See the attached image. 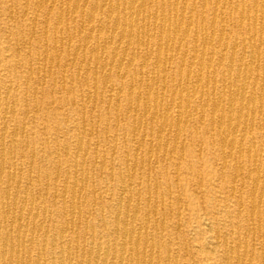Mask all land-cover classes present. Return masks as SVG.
I'll return each mask as SVG.
<instances>
[{
    "label": "rangeland",
    "instance_id": "obj_1",
    "mask_svg": "<svg viewBox=\"0 0 264 264\" xmlns=\"http://www.w3.org/2000/svg\"><path fill=\"white\" fill-rule=\"evenodd\" d=\"M65 1L0 0V134L6 132V146L11 138L15 139L14 147L5 152L1 167L7 170L12 163L16 182L9 187L10 190L5 181L0 183V198L4 195L3 189L10 193V200L0 199V208L18 217L16 222L21 226L25 225L26 242L30 236L38 241L42 238V234L36 232L42 222L48 231L46 239L49 242L61 229H66L62 234L63 242L73 246L72 251L76 253L74 240L77 239L79 242L87 240L86 248L91 246L92 250L97 243L117 249L120 242L113 235L114 220L122 221L128 215L129 218L133 216L132 210H117L128 203L136 208L134 215L137 216L124 226L137 238L139 253L135 255L134 247H129L125 263L264 264V0L258 2H261V9L254 7L255 0H229L231 7L223 5V0L180 3L177 21L171 25V29H177L173 40L175 44L180 43L179 48L175 47L165 55L168 62L163 67L167 81L157 83L151 93L163 95L158 106L169 111L170 117L175 118L179 105L182 110L186 109V114L179 127L176 122L161 127L157 121L153 130L149 128L150 118L145 116L141 120L145 125L138 134L133 132L136 121L128 111L142 105L135 99L138 90H133V86L155 71L152 61L144 57V48L132 45L126 49L114 41L105 57L106 60L111 58L113 52L123 55L126 61L120 71L116 67L102 71L92 61L71 63L74 53L104 51L101 44L84 39L81 33L93 28L96 32L107 9L102 6L103 0H85L86 4L75 12L74 0ZM216 2L218 12H212V8L218 5ZM147 6L150 13L157 11L156 3L148 2ZM241 7L245 11L242 16ZM92 10L95 20L88 22L86 19ZM244 16L247 18L242 22ZM249 16L258 20L255 26L252 20H248ZM58 18L62 19L63 25L56 26ZM213 18L224 20L225 26L212 27L210 21ZM146 23L142 24L145 29H153V25ZM186 25L189 29L185 33L183 28ZM200 26L206 29L205 32ZM132 34L134 39L138 36L145 38L151 51L155 50L157 35L142 36L136 30ZM220 34L225 36L223 42H218ZM206 40L211 42L204 52L202 45ZM254 46L258 74L249 72L252 80L247 93L251 98L248 96L249 100L232 106L223 102L212 113L213 107L208 100L219 98L226 91L225 66L231 62L250 66L249 53ZM201 55H204L205 62L212 63V68L208 73L202 70L199 76L196 69H199ZM141 67L144 70L139 74ZM195 74L199 76L200 85L192 88ZM87 75L97 76V83ZM155 77L160 78L161 74L156 72ZM178 83L188 87V102L181 101L180 94L173 95ZM129 92L134 93L132 102L127 99ZM250 92L255 93L254 97ZM89 94L96 95L95 99L89 100ZM150 106L154 104L150 103ZM246 109L249 117L245 114ZM228 110L234 118L245 115L248 124L244 130L243 126L234 129L237 144L233 150L219 139L213 119V115L227 114ZM115 113L117 119L113 118ZM78 139L82 146L80 150L76 149ZM138 142L144 143L139 147ZM73 184L80 186L75 197L78 196L81 205H85L70 213L73 199L63 189ZM21 205H32L37 217L19 213ZM254 210L258 215H254ZM10 222V218L7 222L0 219V229H10ZM91 237L96 244H89ZM11 239V245L15 246V238Z\"/></svg>",
    "mask_w": 264,
    "mask_h": 264
},
{
    "label": "bare ground",
    "instance_id": "obj_2",
    "mask_svg": "<svg viewBox=\"0 0 264 264\" xmlns=\"http://www.w3.org/2000/svg\"><path fill=\"white\" fill-rule=\"evenodd\" d=\"M43 1V0H42ZM67 1V0H66ZM65 1V2H66ZM154 2L157 4V11L155 9L156 12H154L153 14L149 12V10L147 9V3L150 2L151 3ZM186 0H173V2H171L170 0H103L102 1V6L105 7L107 9V14L104 15L105 18L101 19L99 21V25H98V30H96V32H94V28L91 30H87V32L84 34L83 32L81 33V35L83 36L84 39H93L95 40L97 43L101 44V48L104 51H100V50H96L94 52H89V53H74V55H72V59H70L71 63H75L77 61H80V63L85 62V61H92L95 62L102 71H105L106 69L109 68V71L111 70L110 67H116L119 69H121L123 62L126 61V59L124 58V56H118L116 55L115 52H113L114 55H112L111 58L106 60V51L109 49L108 47L113 44L114 41H117L118 44L121 47L124 48H129L130 46H135V47H142L144 48V50L146 51V55L144 57H146V60L152 61L153 66L155 67V71L153 73H151V76L146 77L145 80L140 79L136 85L133 86V90L136 88L138 90V94L136 96L135 99H137L136 101L141 103L142 105H137L136 107L132 108L130 106L131 102L134 100L133 99V92H129L127 99H129L131 102L130 104H128L131 109L130 111H128L129 114H131L132 120H134V122L136 121V125H134V129L133 132L134 134H138L139 131H141V129H143L144 125H142V118L145 116L149 117L151 121L149 128L153 130V127L155 125V123H157V121H160V125L162 126H169L170 124L173 123H177V126L179 127L181 121H183V118L185 116V111L186 109L182 110V107L179 105L177 107V111L175 112V118L170 117L168 115V112L166 111V109L159 107L158 104H160V101L162 100V96L163 95H158V94H152L151 93V89H154L155 85L159 82L165 83L166 80V75L167 73L165 72L164 68V63L168 62V58L165 56L169 51H173L175 47L179 48V42L175 44L174 42V36L173 34L177 33V29L174 28L171 29V25L173 26L176 23V18H177V11L179 8L180 3L184 2ZM221 1V0H220ZM260 0H255L254 1V7L255 8H260L261 7V2L260 4L258 3ZM96 2V1H95ZM204 2V1H203ZM202 2V3H203ZM215 2V1H214ZM217 3V2H216ZM223 5H226L227 7H231L229 6V0H223ZM236 3V2H235ZM234 3V4H235ZM86 4L85 0H74V10L75 12H77L80 6H84ZM184 4V3H182ZM218 4V3H217ZM241 4V2H240ZM243 4V3H242ZM40 5V4H39ZM42 5V4H41ZM55 5V4H54ZM62 5V4H61ZM66 5V4H65ZM96 5V3H95ZM237 5V4H235ZM234 5V6H235ZM67 6V5H66ZM73 6V5H72ZM156 6V5H155ZM218 5H215L212 8V12H218ZM242 6V5H241ZM91 7V6H90ZM183 7V6H182ZM263 7V6H262ZM55 8V7H54ZM187 8V7H186ZM185 8V9H186ZM73 9V8H72ZM182 9V8H181ZM180 9V10H181ZM203 9V8H202ZM248 9V8H247ZM261 9V8H260ZM66 10V9H65ZM74 10L72 11L73 13ZM77 10V11H76ZM82 10V9H81ZM95 10V9H94ZM221 10V8H220ZM230 10V8H229ZM235 10V7H234ZM93 11V10H92ZM182 11V10H181ZM233 11V10H231ZM230 11V12H231ZM250 11V10H249ZM68 12V9H67ZM89 12V11H88ZM113 12H115V16H113ZM241 12L242 15H245V11L242 9L241 7ZM247 12V11H246ZM64 13V12H63ZM71 13V14H73ZM85 13V12H84ZM101 13V12H100ZM181 13V12H180ZM261 13V12H260ZM263 13V12H262ZM77 14V13H76ZM183 14V13H182ZM215 16V13H213ZM247 14V13H246ZM250 14V13H249ZM74 15V14H73ZM179 15V14H178ZM223 15V14H222ZM262 15V14H261ZM64 16V15H62ZM67 16V15H66ZM231 16V15H230ZM252 17V18H251ZM249 16L248 20H252V24H254V26L256 25L255 22L258 21L255 17L253 16ZM242 18V22L244 21V19L247 18V16L245 17H241ZM260 18V17H259ZM262 18V17H261ZM260 18V19H261ZM142 19V21H141ZM189 19V18H188ZM259 19V20H260ZM66 20V19H65ZM88 20V22H93V20H95V16H94V11L91 12L88 16V19H86V21ZM147 22L150 23L151 25H153V29L149 30V29H145L142 24L143 22ZM247 21V20H246ZM262 20H260L259 22H261ZM87 22V23H88ZM105 22V23H104ZM146 23V25H147ZM183 23V20H182ZM192 23V22H191ZM211 26L215 27L216 25L219 27H224L225 26V21L224 20H219L217 21L215 18H213L211 21ZM241 23V22H240ZM247 23V22H246ZM66 24V22H65ZM82 24V23H80ZM89 24V23H88ZM86 24V25H88ZM179 24V23H178ZM251 24V25H252ZM57 25H63L62 24V19L58 18L56 19V26ZM92 25V24H91ZM149 25V24H148ZM177 26V25H176ZM197 26V25H196ZM205 26V25H204ZM253 26V25H252ZM61 27V26H60ZM66 27V26H65ZM201 27V26H200ZM260 27V25H259ZM189 29V25H186L183 28V32H188ZM202 31L206 30V29H202V27L200 28ZM211 29V28H210ZM86 30V29H85ZM136 30V33L138 35H142V36H151V35H157L158 36V40L155 46V50L151 51V48L149 46V44L144 40L145 38L138 36L136 37V39H134L135 37H133V31ZM214 30V29H213ZM255 30V29H254ZM260 30V29H259ZM107 31V32H106ZM195 31V30H194ZM205 32V31H204ZM261 33V32H260ZM94 34V35H93ZM188 35V34H187ZM261 34H259L258 36H260ZM202 36V34H201ZM206 36V35H205ZM253 36H255L253 34ZM187 37V36H186ZM208 37V36H206ZM224 35L220 34L218 35V42H223L224 40ZM227 37V36H226ZM183 38V37H182ZM185 38V37H184ZM203 38V37H202ZM201 38V39H202ZM149 39V38H147ZM205 39V38H204ZM203 39V40H204ZM256 39V38H255ZM260 39V38H259ZM88 40V41H89ZM184 41V39H182ZM87 41V43H88ZM209 41V42H208ZM206 40L205 41V45H202V47L204 46V52L207 48V46H210V40ZM84 42V41H83ZM82 42V43H83ZM187 42V41H186ZM251 43V41H250ZM253 43V42H252ZM79 44V43H78ZM153 44V43H152ZM209 44V45H208ZM249 44V42H248ZM256 44V42H255ZM254 44V45H255ZM261 44V43H260ZM259 44V45H260ZM88 45V44H87ZM253 45V44H251ZM85 46V44H84ZM96 46V45H95ZM116 46V44H115ZM152 46V45H151ZM256 46V45H255ZM254 46V48H255ZM83 47V46H82ZM97 47V46H96ZM196 47V46H195ZM258 47V46H257ZM194 48V47H193ZM234 48V47H233ZM238 48V47H237ZM253 47H251V51L249 54H251V59L252 61H250V66H245V64L243 65L241 62L238 65H234L233 62L229 63L227 66H225L226 68V72L227 75L225 77V79L227 80V85H225V89L226 91H223L224 93L221 95L219 98H213L212 100H208L209 103L212 105L213 107V111L212 113L216 110H218L221 106L223 102H226L230 104V106H232L234 103L236 102H243L245 100H249L251 97L250 95H248L247 93V86L249 85V83L252 80L251 75L249 74V72L251 71H255V73H257V67L255 66V61H254V55H255V50ZM96 49V48H95ZM197 49V48H196ZM209 49V48H208ZM227 49V48H226ZM232 49V48H231ZM243 49V46H242ZM92 50V49H91ZM113 50V49H112ZM130 50V49H129ZM137 50V49H136ZM178 50V49H177ZM176 50V51H177ZM225 50V49H224ZM121 51H125V50H121ZM236 51V50H234ZM233 51V54H234ZM244 51V50H243ZM258 51V50H257ZM194 52V51H193ZM127 54V52H125ZM132 53V52H131ZM138 53V52H137ZM170 53V52H169ZM198 53V52H197ZM202 53V52H201ZM213 53V52H211ZM222 53V52H221ZM244 53V52H243ZM247 53V52H246ZM123 54V53H122ZM125 54V56H126ZM215 54V53H214ZM223 54V53H222ZM232 54V56H234ZM120 55V54H119ZM240 55V54H239ZM258 56V54H256ZM133 56V55H132ZM139 56V55H138ZM137 56V58H138ZM256 56V58H257ZM131 57V54L129 56V59ZM186 57V56H185ZM192 57V56H191ZM243 57V56H242ZM245 57V56H244ZM250 57V56H249ZM259 57V56H258ZM191 59V58H190ZM210 59V58H209ZM239 59V58H238ZM244 59V58H243ZM135 60V59H134ZM133 60V61H134ZM144 60V59H143ZM145 60V61H146ZM211 60V59H210ZM132 61V60H131ZM192 61V60H191ZM212 61V60H211ZM130 62V60H128V63ZM148 62V61H147ZM213 62V61H212ZM239 62V61H238ZM244 62V61H243ZM90 63V62H89ZM131 63V62H130ZM129 63L130 67L132 66ZM193 63V62H192ZM258 63V62H256ZM170 64V63H169ZM264 64V63H263ZM80 65V64H79ZM127 65V64H126ZM148 65V64H147ZM183 65V63H182ZM128 66V65H127ZM141 66V64L139 65V67ZM189 66V64L187 65V67ZM70 67V66H69ZM138 67V68H139ZM192 67V65H191ZM198 75H201V71L205 70L207 71V73L209 72V70H211L212 68V63H210L209 61L205 62V58L204 55H201L199 63H198ZM129 68V67H128ZM141 70L139 71V74H142V70L143 67L140 68ZM262 69V67H261ZM108 71V70H107ZM118 71V72H119ZM134 71V70H133ZM137 71V70H136ZM152 71V70H151ZM159 71V72H158ZM263 71V69H262ZM147 72V71H146ZM160 73L161 77L160 78H156L155 74ZM184 72V71H182ZM193 72V71H192ZM250 72V73H251ZM264 72V71H263ZM117 73V72H116ZM134 73V72H133ZM187 73V72H186ZM93 74V73H92ZM109 74V73H108ZM138 74V75H139ZM170 74V73H169ZM253 74V73H251ZM258 74V73H257ZM84 75V74H83ZM188 75V74H187ZM191 75V74H190ZM195 74V77L193 79V84H192V88L198 87L200 85V79L199 76ZM90 75H87V77H89ZM110 76V74H109ZM107 75V77H109ZM140 76V75H139ZM194 76V75H193ZM106 77V78H107ZM119 77V75H118ZM117 77V78H118ZM135 77V76H134ZM190 77V76H189ZM214 77V76H213ZM64 78V77H63ZM93 83H97V76H90L89 78ZM104 79V78H103ZM108 79V78H107ZM110 79V78H109ZM189 79V78H188ZM136 80V78H135ZM187 80V78H186ZM192 80V79H191ZM180 81V80H179ZM110 82V81H109ZM184 82V81H183ZM210 82V81H208ZM215 82V81H214ZM213 82V83H214ZM92 83V84H93ZM103 83V82H102ZM180 83V82H179ZM178 83V84H179ZM186 83V81H185ZM202 83V82H201ZM264 84V83H263ZM262 84V85H263ZM106 85V84H105ZM133 85V84H132ZM188 85V84H187ZM124 86V85H123ZM157 86V85H156ZM211 86V85H210ZM253 86V85H252ZM251 86V87H252ZM94 87V86H93ZM112 87V86H111ZM110 87V88H111ZM129 87V86H128ZM166 87V86H165ZM9 88V87H8ZM131 88V87H130ZM129 88V89H130ZM174 88V87H173ZM11 89V88H9ZM175 89V88H174ZM255 89V87L253 88ZM262 89V88H261ZM132 90V91H133ZM156 90V89H155ZM188 87L186 86V84L182 85L179 84V86H176V89L174 90V94H180L182 95V97H180V100L182 101V99L184 101H189L190 99V94L188 92ZM251 90V89H250ZM5 91V89H4ZM6 91H8V89H6ZM173 91V90H172ZM193 91V90H192ZM252 91V90H251ZM254 91V90H253ZM95 92V91H93ZM163 92V91H162ZM161 90L160 93L162 94ZM212 92V91H211ZM261 92V91H260ZM90 93V92H89ZM109 93V92H108ZM159 93V94H160ZM252 92H250L251 94ZM263 93V90L261 92V94ZM6 94V93H5ZM95 94V93H94ZM255 93H252V95ZM120 95V94H119ZM96 95H92L89 94L88 99L92 100L95 99ZM184 96V98H183ZM250 98H247V97ZM254 97V95H253ZM263 97V96H262ZM5 98V97H4ZM102 98V97H101ZM100 98V99H101ZM116 98V97H115ZM179 98V97H178ZM260 99V98H259ZM117 101V100H116ZM6 102V101H5ZM1 103V102H0ZM110 103V102H109ZM116 103V102H115ZM150 103H153L154 106H150ZM95 104V103H94ZM178 104V103H177ZM176 104V105H177ZM181 104V103H179ZM253 104V102H252ZM117 105V104H115ZM167 105V103H166ZM165 105V106H166ZM95 106V105H94ZM119 106V104H118ZM206 106V105H205ZM253 106V105H252ZM186 107V106H185ZM166 108V107H165ZM170 108V107H169ZM207 108V107H206ZM245 108V107H244ZM253 108V107H252ZM6 109V108H5ZM229 109V108H228ZM248 109V108H247ZM246 109V110H247ZM118 110V109H117ZM231 110V109H230ZM228 110L227 114H215L214 116V122L217 125V129H216V133L219 137V139L227 146H229V150L232 149L233 147H235V145L237 144L236 140H235V136L233 137V132L234 129L239 128L240 126H243V130L245 128H247L248 124H247V120H246V116L245 115H240L237 118L232 117L231 111ZM245 110V109H244ZM261 110V109H260ZM227 111V110H226ZM248 111V112H247ZM246 111V115H249V110ZM167 112V113H166ZM260 112V111H259ZM215 113V112H214ZM239 113V112H238ZM84 116V115H83ZM187 116V115H186ZM260 116V115H259ZM12 117V116H11ZM121 117V116H120ZM249 117V116H248ZM253 117V116H252ZM114 119L118 118V114L115 113L113 115ZM187 118V117H186ZM123 119V118H122ZM176 119V120H175ZM140 121V122H139ZM146 121V120H145ZM253 121V118H252ZM4 122V121H3ZM91 122V121H90ZM97 124V123H96ZM251 123H249L250 125ZM186 125V124H185ZM173 126V125H172ZM176 126V125H175ZM181 126V125H180ZM245 126V128H244ZM159 127V126H158ZM85 128V127H84ZM184 128V127H183ZM2 129V128H1ZM6 129V128H5ZM83 129V128H82ZM145 129V128H144ZM149 129V130H150ZM170 129V128H169ZM242 129V128H240ZM250 129V128H249ZM248 129V130H249ZM164 130V129H163ZM171 130V129H170ZM4 131V130H3ZM1 132V131H0ZM85 132V131H84ZM249 132V131H248ZM163 133V132H162ZM11 134V133H10ZM82 134V133H81ZM91 134V133H90ZM133 134V135H134ZM5 135L6 132L4 131V133L0 134V183L2 181H5L6 183V187L8 190H10L9 187H11L12 185L14 186V184H16V182H14V177L13 174L15 173V168L13 167V164L10 163L9 168L7 170H5L3 167H1V163H3L5 161V152H8V150H10L11 146L14 145L15 139L14 138H9V143L6 146L4 141H5ZM83 135V134H82ZM161 135V134H160ZM163 135V134H162ZM84 136V135H83ZM125 136V135H124ZM15 137V136H13ZM80 137V136H79ZM151 137V136H150ZM141 138V137H140ZM143 138V137H142ZM124 139V138H123ZM142 141V140H140ZM151 142V140L149 141ZM239 142V141H238ZM144 143V142H143ZM142 142H138L137 145L140 147L141 144H143ZM161 143V141H159V144ZM239 144L243 145V143ZM253 144V143H252ZM158 145V144H157ZM160 146V145H159ZM164 146V145H163ZM254 146V145H253ZM14 147V146H13ZM76 149L80 150L82 148L81 143L78 142L76 144ZM138 147V148H139ZM149 147V146H148ZM151 147V146H150ZM226 147V146H225ZM67 148V147H66ZM65 148V149H66ZM237 148H239V146H237ZM242 149V147H240ZM63 149V147H62ZM114 150V149H113ZM125 150V149H124ZM137 150V149H136ZM233 150V149H232ZM240 150V149H239ZM66 151V150H64ZM153 151V150H152ZM157 151V150H155ZM242 151V150H240ZM181 152V151H180ZM238 152V151H236ZM248 152V151H246ZM239 153V152H238ZM126 154V153H125ZM77 155V154H76ZM135 155V154H134ZM141 155V154H140ZM157 155V154H156ZM103 156V155H102ZM11 157V156H10ZM75 157V156H74ZM231 157V156H230ZM248 157V156H247ZM151 158V157H150ZM156 158V157H154ZM253 158V157H252ZM85 159V158H84ZM155 160V159H154ZM127 161V160H126ZM156 161V160H155ZM163 161V160H162ZM260 161V160H259ZM112 163V162H111ZM134 163V162H133ZM150 163V162H149ZM258 166V165H257ZM21 167V166H20ZM103 167V166H102ZM126 167V166H125ZM238 168V167H237ZM20 169V168H19ZM18 169V170H19ZM29 169V168H28ZM236 169V168H235ZM248 169V168H247ZM14 170V171H13ZM101 170V169H100ZM134 170V169H133ZM21 171V170H20ZM253 171V170H252ZM76 172V171H75ZM111 173V172H110ZM128 174V173H127ZM19 175V174H18ZM74 176V174H73ZM81 176V175H80ZM128 176V175H127ZM264 176V175H263ZM76 177V176H75ZM68 178V177H67ZM245 178V177H244ZM256 178V177H255ZM83 179V178H82ZM258 179V176L257 178ZM79 180V179H78ZM81 180V179H80ZM85 180V179H84ZM111 180V179H110ZM258 181V180H257ZM264 181V178L263 180ZM57 182V181H56ZM69 182V181H68ZM76 182V181H75ZM64 183V182H63ZM57 184V183H56ZM234 184V183H233ZM264 184V183H263ZM19 185V184H18ZM47 185V183H46ZM20 186V185H19ZM17 187V185H16ZM15 187V188H16ZM65 187V186H64ZM80 187V186H79ZM79 187H76V185H72L71 187H65L63 190L64 192H69L72 196V201H71V212L70 213H74L76 211V209H80L81 207H83L85 205V203H82L78 201L77 197H75V194L77 192V190H79ZM85 187V186H84ZM253 187V186H252ZM19 188V187H18ZM25 188V187H24ZM263 188V187H262ZM81 189V188H80ZM8 190H4V195L2 197V201H7L10 200V193ZM47 190V189H46ZM254 190V189H253ZM1 191V189H0ZM56 191V190H55ZM256 191V190H255ZM40 192V191H39ZM106 192V191H105ZM79 193V191H78ZM123 193V192H122ZM261 193V191H260ZM31 194V193H30ZM81 194V192H80ZM253 194V193H252ZM33 195V193H32ZM62 195V193H61ZM121 195V194H120ZM263 195V194H262ZM25 196V195H24ZM65 196V194H64ZM80 196V195H79ZM261 196V195H260ZM130 197V196H129ZM16 198V197H15ZM46 198V197H45ZM80 198V197H79ZM110 198V197H109ZM25 200V198H23ZM61 199V198H60ZM130 199V198H129ZM17 200V199H16ZM32 200V199H31ZM63 200V199H62ZM128 199H126V202ZM149 200V199H148ZM1 201V203H2ZM33 201V200H32ZM64 201V200H63ZM260 201V200H259ZM15 202V201H13ZM95 202V201H94ZM121 202V201H120ZM119 202V203H120ZM54 203V202H53ZM52 203V204H53ZM65 203V202H64ZM118 203V205H119ZM251 203V202H250ZM261 203V202H260ZM6 204V203H5ZM8 204V203H7ZM15 204V203H13ZM25 204V203H24ZM30 204V203H29ZM3 205V204H1ZM33 205V204H32ZM32 205H28V206H23L21 209V214L26 213L27 215H36V212L34 214V210ZM157 205V204H156ZM44 206V204H43ZM154 206V205H153ZM255 206V205H254ZM2 208V207H1ZM0 208V219L4 220L5 222L8 221V218L11 219L10 222V229L7 230H1L0 229V264H134L132 261H128L127 263H125V254L128 250L129 247L133 248L134 247V254L137 255L139 253V249H137L139 246V243L135 240L134 238V234L130 231H128L125 228V222L127 221H132L135 216H137V214L134 215L136 211L135 207H131L128 203L124 206H121L119 208H117V210H121L122 208H125L126 211L128 210H132L133 211V216L130 218L127 217H123L124 219L122 221H119V219L114 220V230H113V235L114 238H117V240L120 242L118 248H113L109 245H102L100 243H97L95 250H92L93 248H91V246H89L88 248H86V242L87 240L82 239L80 242L77 239L76 241L74 240V249L77 250L76 253H79L78 256L76 255L75 252L72 251L73 246L65 245L62 239V234H64L66 232V229H61V231H59L58 234H55L54 236L51 237L50 242L48 241V239H46L47 237V233L48 231L46 229L43 228V226L41 225V223L38 226V230H36V232H39L42 234V238L38 241V239L33 238V236H30V239H27L28 241L26 242V229L24 228V226H21L20 223L16 222V218L15 216H12V214L9 211H4L3 208ZM6 209H8V207H5ZM36 208V207H35ZM69 208V207H68ZM256 209V208H254ZM12 210V209H11ZM14 210V209H13ZM45 210V209H44ZM119 210V211H120ZM257 210V209H256ZM36 211V210H35ZM70 211V209H69ZM80 211V210H78ZM77 211V212H78ZM89 211V210H88ZM119 211H116V214L120 215ZM153 211V210H152ZM20 214V215H21ZM44 214V213H43ZM80 214V213H79ZM102 214V212H101ZM256 214L255 210H254V215ZM45 215V214H44ZM43 215V216H44ZM63 215H65L63 213ZM118 215V216H119ZM258 215V213L256 214ZM42 216V217H43ZM67 216V215H65ZM72 216V214H71ZM20 217V216H19ZM79 217V216H78ZM116 217V216H115ZM21 218V217H20ZM66 218V217H64ZM263 218V217H262ZM33 219V218H32ZM137 219V218H136ZM65 220V219H64ZM70 220V219H69ZM72 223H73V218L71 219ZM252 220V219H251ZM43 221V220H41ZM26 222V221H25ZM78 222V221H77ZM103 222V221H102ZM135 222V221H133ZM4 223V222H3ZM121 224H123L122 226H120ZM130 224V223H129ZM133 224V223H132ZM43 225H45L43 223ZM67 225V224H66ZM65 225V226H66ZM72 225V224H71ZM102 225V224H101ZM28 226V225H27ZM85 226V225H84ZM32 227V226H31ZM62 227V226H61ZM71 227V226H70ZM86 227V226H85ZM259 227V226H258ZM27 228V227H26ZM33 228V227H32ZM47 228V227H46ZM67 228V227H65ZM76 228V227H75ZM79 228V227H78ZM260 228V227H259ZM90 229V228H89ZM141 229V228H140ZM146 229V228H145ZM31 230V229H30ZM69 230V229H68ZM73 230V229H72ZM91 230V229H90ZM258 230V229H257ZM94 231V230H93ZM31 232V231H30ZM95 232V231H94ZM33 233V232H32ZM101 233V232H100ZM138 234V233H137ZM37 235V234H36ZM92 236V235H91ZM99 236V235H98ZM138 236V235H137ZM12 237L15 238L16 241V245L13 246L11 245V241H12ZM94 237V236H92ZM91 237L89 244L91 243H95L96 241H94V239ZM223 237V236H222ZM84 238V237H83ZM65 239V238H64ZM137 239V238H136ZM11 240V241H10ZM140 240V239H139ZM217 241V240H216ZM224 241V240H223ZM219 242V241H218ZM224 243V242H223ZM96 244V243H95ZM145 244V243H144ZM213 244V243H212ZM223 245V244H222ZM113 246V245H112ZM144 246V245H143ZM158 246V245H156ZM241 246V245H240ZM224 247V246H223ZM245 247V246H244ZM130 248V249H131ZM157 248V247H156ZM158 249V248H157ZM169 249V248H168ZM34 250V253H33ZM151 250V247H150ZM225 251V250H224ZM156 252V251H155ZM143 253V251H142ZM157 253V252H156ZM155 253V254H156ZM48 255V256H47ZM133 255V254H132ZM231 255V254H230ZM47 256V257H46ZM150 256V255H149ZM111 257V258H110ZM143 257V256H142ZM14 258V260H13ZM109 258L112 261H109ZM149 258V257H148ZM115 259V260H114ZM130 259V257H129ZM143 259V258H142ZM150 259V258H149ZM131 260V259H130ZM136 260H138L136 258ZM170 260V259H169ZM224 260V259H223ZM227 260V259H226ZM229 260V259H228ZM137 262V261H136ZM143 262V261H142ZM228 262V261H227ZM226 263V262H225ZM237 263V262H236ZM138 264V263H137ZM147 264V263H144ZM229 264V262H228ZM249 264V263H248Z\"/></svg>",
    "mask_w": 264,
    "mask_h": 264
}]
</instances>
